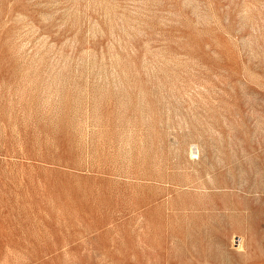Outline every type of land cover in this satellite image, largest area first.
Wrapping results in <instances>:
<instances>
[{
	"label": "rangeland",
	"instance_id": "1",
	"mask_svg": "<svg viewBox=\"0 0 264 264\" xmlns=\"http://www.w3.org/2000/svg\"><path fill=\"white\" fill-rule=\"evenodd\" d=\"M0 264H264V0H0Z\"/></svg>",
	"mask_w": 264,
	"mask_h": 264
}]
</instances>
